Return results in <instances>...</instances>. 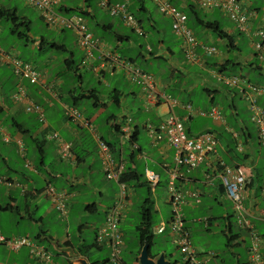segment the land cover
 <instances>
[{"label":"crops","instance_id":"0c3cea01","mask_svg":"<svg viewBox=\"0 0 264 264\" xmlns=\"http://www.w3.org/2000/svg\"><path fill=\"white\" fill-rule=\"evenodd\" d=\"M124 1L126 0H110L111 3ZM171 1L179 3L182 9L183 3L186 2ZM98 2L99 0H61L55 10L67 16L79 14L81 10L89 12L84 19L93 37L102 43L101 50L110 56L117 55L121 60L138 67L134 64V59L121 53L122 43L130 42L131 39H125L126 35L116 32L114 18L101 10ZM128 2L129 11L133 13L134 9L138 13L136 18L143 30V35L138 37L142 40H137L134 44L136 46L130 48L139 50L137 56L141 61L155 66L152 74L156 90L169 95L167 91L172 82H178L176 78L193 77L199 84L192 88L201 84L208 98L207 105L202 101L195 107L191 101L186 103L192 104L194 109L192 108L190 117L185 122V129L192 136L207 131L213 132L218 141L217 154L211 157L208 163L205 162L185 173L184 179L175 182L185 200L182 206L184 227L190 238L193 235L198 237V244L193 245L190 242L196 258L204 264H249L248 247L251 234L245 227L237 224L233 205L213 169L216 162L222 160L228 166H241L245 170V217H251L253 229L260 236V251L264 259V147L259 145L256 129L250 122L249 104L242 97L241 90L221 86L213 77L207 80L202 75L218 68L217 65L212 67V64H223L222 74H226L228 69H245L250 72V76L242 79L264 86V58H260L253 50L252 54L240 57L235 63L229 61V51H238L237 37L244 35H237V29L230 21L232 29H222L228 35L234 36L235 40L234 45L227 48L226 54L219 51V54L212 58H203L198 50V63L189 64L184 57L181 63L175 52L176 43H179L183 56L180 39L174 35L177 42L166 40L163 21L156 19L147 8L146 2L156 11L155 5L150 0ZM241 2L246 9L254 13L248 32L254 35L258 28L264 27V10H256L249 0ZM215 11L226 17L219 9L201 12L208 18ZM164 19H167L171 30V20L167 17ZM1 21L2 19L0 23ZM188 28L193 32L189 25ZM56 31L62 35L63 42L41 38L39 51L47 50L52 54L39 65H32L44 73L41 85L20 81L14 76L9 65L0 62V164L3 165V169L0 168V177L5 180V183L0 184V235L5 238L28 236L34 244L49 252L52 262L56 264H109V249L104 243H97L96 234L104 223L107 210L116 200L118 186L105 178L96 143L90 131L67 119L64 110L66 107L78 109L77 106L81 105L78 110L82 116L92 121L98 136L111 145L115 161L124 165L123 176L130 198L122 211L119 228L125 244V230L133 223V240L138 242L141 208L146 200L150 201L147 208L150 212L153 237L167 231L157 233L155 230L157 224L165 223V211L160 207L162 204L158 200L155 202L152 197L158 198L156 189L162 182L167 186L164 189L167 194L174 151L163 142L153 144L145 130V124L151 122L158 125L167 116L169 107L158 104L146 109L147 103L141 85L130 80L124 69L116 68L111 71L108 65V68L100 69V53L97 50L92 51V57H87L80 49L81 58L77 62L74 53L70 52L66 45L67 38L72 35L77 46L75 34L71 30ZM67 31H70L71 35H68ZM2 32L0 26V33ZM201 33L205 41L212 42L211 44H225V41L218 40L205 29H201ZM107 35L113 36L114 39L107 42L103 38ZM51 44H56L62 49L55 50ZM202 44L210 45L204 42ZM0 49L17 57L14 53L1 47ZM150 50L152 55L148 56L147 52ZM11 51L14 49L11 48ZM55 53H62L61 59L55 56ZM65 53L69 56L64 57ZM107 62L110 63V60ZM76 66L77 70L74 71ZM18 87L23 88L28 100L41 108L45 118L43 123L39 122L37 114L25 111L26 101L13 100ZM185 94L192 96L187 89ZM211 98H214L224 123L200 115V112H207L213 107ZM257 102L264 108V94L258 97ZM186 104L178 102L174 112L177 110L178 114L175 113L180 117L188 116L183 107ZM128 120L131 122L128 123ZM126 125L130 128V139L127 141L121 140L119 133V129ZM232 132L237 134L236 138L232 136ZM62 133L68 138H64ZM50 134H56V139H48ZM4 137H8L9 142H4ZM17 141L22 142L23 152H20ZM238 142L242 144V153L236 150ZM65 144L70 145L69 157L61 158L58 151ZM32 146L36 151L31 149ZM32 151L36 152L38 157L29 159V153ZM145 170L159 176V183L154 190L146 183ZM208 175H211L210 179L207 178ZM109 183H113V187ZM49 186L56 192L66 194L65 215H62L45 196L44 190ZM141 193L145 194L142 199ZM166 194L160 201L169 206ZM134 200H140V205L138 202L135 205ZM154 219H158V223L153 226ZM85 235H91L92 239H87ZM167 236L174 243L169 231ZM103 250L107 251L106 255H103ZM140 252L135 255L136 264H140ZM158 257L153 260L156 261ZM164 260L167 262L165 255ZM0 264L46 263L33 261L27 248L16 252L2 245Z\"/></svg>","mask_w":264,"mask_h":264},{"label":"built area","instance_id":"2783aa9c","mask_svg":"<svg viewBox=\"0 0 264 264\" xmlns=\"http://www.w3.org/2000/svg\"><path fill=\"white\" fill-rule=\"evenodd\" d=\"M61 0H26L28 6L38 12L45 24L54 29L71 30L76 36V43L79 49L85 52L87 57H92V51L97 50L99 68H109L114 71L116 68L124 69L129 79L138 82L144 92L146 109L148 106L154 107L158 104H164L169 107L167 116L161 120L158 125L151 122L145 124V130L153 144L165 143L173 151V167L169 170L168 183V203L171 205V216L168 224L159 223L155 229L157 233L170 232L173 236L174 243L181 254L183 264H204L196 258L190 243V235L184 227V218L182 206L185 204L183 193L176 187L177 180L184 179V174L196 169L201 164L209 162V159L217 154V138L213 132H203L198 135H189L185 129V122L190 117L192 106L184 105L188 116L180 117L174 112L178 102L171 96L159 92L155 88V78L153 75L141 71L138 67L132 66L125 60H121L117 55L110 56L101 50L102 43L95 39L89 31L84 17L80 14L63 15L56 12ZM156 7L157 11L163 17L171 20V30L173 34L181 40V49L184 59L189 64H195L200 61L197 53L199 50L202 56H216L219 50L215 46L200 43L194 33L188 28L187 15L184 11L177 8L171 3V0H150ZM202 10L219 9L225 16L236 26L242 33H248L249 22L254 17V13L246 9L239 0H191ZM128 0L121 3H111L110 0H99V8L114 19H119L126 27L130 28L135 34L143 35L135 16L129 11ZM254 36L258 40L253 43V49L263 58L264 54V28H258ZM110 60V63L107 61ZM0 62L6 63L12 68V73L20 81H27L31 85H41L44 79V73L33 67L31 64L21 61L15 56L0 49ZM108 65V66H107ZM212 77L219 83L228 88H238L241 90L242 97L248 102L250 108V122L257 131L259 144L264 147V109L257 105V97L264 94V88L254 86L245 80L225 76L222 73L211 71ZM15 102L26 101L25 111L38 115L39 122L43 123L45 118L42 110L38 105L27 99L23 88L18 87L13 96ZM67 119L77 122L82 127L87 128L94 137L97 153L100 158L101 168L107 180L113 181L118 186L116 200L105 215V220L96 234L97 243H104L109 249V264H124L122 261L123 234L120 230V218L122 211L126 208L130 195L126 182L123 181L124 165L122 162H116L112 156L109 145L101 139L92 121L82 116L80 111L74 107L65 108ZM202 116H208L215 121L224 123L217 107H212L208 112H200ZM131 120H128V123ZM130 128L126 125L120 129L121 140L130 139ZM234 138L237 137L232 132ZM56 134H50L48 139H56ZM4 142H9L8 137H4ZM20 152H23L22 142L17 141ZM236 150L242 152V145L238 143ZM70 145H62L59 149L61 158L69 157ZM217 177L222 183L227 198L233 205L237 218V224L245 227L251 234V242L248 247L249 264H264V259L260 251L261 239L254 231L251 217H245L246 210L243 206L245 198V170L241 166H228L222 160H218L213 168ZM144 177L149 187L154 190L159 183V176L150 170H145ZM208 179L211 175L207 176ZM5 180L0 177V184ZM264 191V190H263ZM44 194L49 198L55 208L65 215L66 207L64 204L65 193L56 192L52 187H47ZM0 245L6 246L12 251L18 252L27 248L30 258L37 263H51L52 255L44 248L34 244L28 236L16 238H5L0 235Z\"/></svg>","mask_w":264,"mask_h":264},{"label":"rangeland","instance_id":"374dc122","mask_svg":"<svg viewBox=\"0 0 264 264\" xmlns=\"http://www.w3.org/2000/svg\"><path fill=\"white\" fill-rule=\"evenodd\" d=\"M249 2L253 4V8L259 7L261 11L264 10V0H249ZM146 6L152 12V14L156 17L158 21H163L162 25L166 27L165 29L166 40L177 42V39L174 37L172 30H170L167 19H164V17L160 15L157 10L155 11L153 6L149 2H146ZM0 7L14 10L18 17L25 18L29 22V29L26 35L29 42L26 41L25 37H22V38L18 37L20 33L24 34L25 32L24 27L22 26L13 27V25L10 22L5 21V20H2L0 23V26L3 29V32L0 33V47L5 51L7 50L8 52L14 53L21 61L26 62V63L28 62L29 64L35 66V65H39L41 61L46 60V58L48 59L50 54H52L50 51H47V50H45L44 52L39 51V44H40L41 38L47 41H54L57 43L63 42V40L61 39L62 35L57 33L56 29L47 26L45 22L39 17L38 12L27 5L26 0H0ZM132 11L138 17V13L134 9H132ZM208 19L219 21L220 26L223 29H227V28L232 29L230 20L224 17V15H222L218 11H215L213 15H209ZM113 20L116 23L115 24L116 32L119 35H126L131 39L130 42L122 43V52H121L122 55L124 54L126 57H131L132 59H134L133 62L136 66L140 67V69L145 71L146 73L152 74L155 70V66L152 64H146L143 61H141L140 57L137 56V53L139 52V50L138 49L134 50L130 48L131 46L135 47L136 45L134 44L137 43V40H142V38L139 39L138 38L139 35L135 34V32H132L130 28L124 26L117 19H113ZM189 25H190V28H192L193 32L195 33L196 38L199 42L201 43L204 42L206 44L214 45L219 51H223V53L225 54L227 53L226 52L227 48L225 47V44H221V42H216L214 44H211L212 42L205 41L206 39L203 37L200 27L197 26L195 22H192V19H190ZM89 26L92 28L91 25ZM11 29H14L13 32H11ZM91 30L93 31V28ZM10 32L13 35H11ZM66 33L68 35H71L70 31H67ZM99 35L102 36L101 34ZM103 38L107 42L114 39L113 36H108V35L104 36ZM257 40H258V37L256 36L254 37L253 34L250 35L249 33H244V35L237 37L238 51L237 52L229 51V54H228L229 61H233V63H235L236 60L239 59L240 57H245L247 55L252 54L254 49L251 45H253V42H256ZM178 44L179 43H176L175 52L178 54V59L182 63L183 56H181ZM66 45L68 49L70 50V52L74 53L75 60L79 62L82 52L78 46H75V40L72 39V35L67 38ZM11 48L14 49L13 52L11 51ZM54 55L59 57L60 59L62 57V53H55ZM63 56L67 57L69 55L65 53L63 54ZM186 66H190V65H186ZM214 71H217V70H214ZM225 73L226 74H223V75L225 76L232 75L233 77H237L240 79H242L243 77H246L247 75L250 76V72H246L245 69L244 71H240L238 68L233 69V70L228 69L226 70ZM202 75H204V77L207 80L212 79V74L210 72L202 73ZM176 81L178 82L176 83L172 82L171 87L167 91L168 94L172 96L173 99H175L181 104L182 103L186 104V103H189V101H191L194 107L199 105L201 101L204 103V105L205 104L207 105L208 98L206 97L205 93L202 90V85L200 84L198 87L192 88V86L199 84L198 80H194L193 77L189 79L182 77L180 79L176 78ZM216 82L219 85L225 87V85L219 83L218 81ZM182 85H186V87L184 88ZM186 89L192 96H187L185 94ZM77 107L78 109H81V105H78ZM175 112L178 114L177 110ZM29 116L30 118L32 117V115H29ZM192 132L195 133L194 130ZM62 136L64 138H68V136L65 133H62ZM31 149L33 151H36L33 146L31 147ZM33 151L32 153H29V159H31L32 157H38L37 153L35 152L36 153L35 154ZM0 168L3 169V165L0 164ZM38 168H39V165H38ZM112 184L113 183H109V185L113 187ZM165 187H167L166 184L162 182L161 185L156 189L157 190L156 196H158V198H155V197H152V198L155 202L158 200V202L162 204V206L160 207L162 208V210L164 209L163 211H165L164 219H165V224L167 225L169 222L170 216H171V205L170 204L169 206L164 205V203L160 201V199L163 198L164 194H166L164 192ZM143 191L145 192L146 190H143ZM166 192H167L166 195L168 198V191ZM142 194L143 193H141V199L145 195L143 194L142 196ZM134 201H135V205H136V202H138V204L140 205L139 203L140 200H134ZM138 204L137 206H139ZM157 223H158V219H154L153 226ZM134 225L135 224L133 223L131 227L129 226L126 229L127 231L125 230V239H124L125 244L123 243V249H122L123 254H121V257L123 258L122 261L124 260L123 261L124 264H136V261L134 259H135L136 253L139 250V245L137 241L133 240V237H134L133 235L135 233ZM158 225L159 224H157L156 227ZM167 234H168V231H166L162 235H159V234L154 235L153 244L150 247L151 255L158 254V256L160 257L162 254H164L166 256L168 264H183L181 261V254L179 250L177 249V246H175V244L169 240ZM85 237L90 240L92 239L91 235L89 236L85 235ZM197 240H198V237L196 235H193L190 238V242H192L193 245L198 244ZM102 252H103V255L107 254L106 250H103Z\"/></svg>","mask_w":264,"mask_h":264},{"label":"trees","instance_id":"16d2710c","mask_svg":"<svg viewBox=\"0 0 264 264\" xmlns=\"http://www.w3.org/2000/svg\"><path fill=\"white\" fill-rule=\"evenodd\" d=\"M239 1H241V0H239ZM140 2H142V0H140ZM171 3L174 6H176L177 8L181 9L182 11H184L186 13L187 18H188V21H187L188 25L190 24V19H192V22H195V24L197 26H199L200 29H205L206 31H208L210 34H212L218 40L225 41V47L226 48H228L230 46L232 47L234 45V40H235L234 36H232V35L230 36L226 32H224V30L220 26V22L219 21H217V20H210L207 17H205L203 15V13L201 12L202 9H200L194 2H192L191 0H186V2L183 3L184 4L183 9H182V7H179L180 6L179 3H173L172 1H171ZM180 4L182 5V2ZM98 6H99V2H98ZM254 8L256 10H260L259 7H254ZM250 12H252V11H250ZM79 14L84 17V16H88L89 15V12L82 11L81 10V11H79ZM133 15L135 16V18L137 17L135 14H133ZM0 19L10 22L13 25V27H16V26H22V27H24L25 28L24 34L23 33H20L18 37H21V38L22 37H25L26 41L29 42L28 39H27V36H26L27 35V32H28V29H29V22H28V20H26L25 18L18 17L17 14H16V12L14 10H12V9H6L4 7H0ZM137 21L141 25V23H140V21L138 19H137ZM12 30H14V29H12ZM241 34H243V33L240 32L237 29V35H241ZM124 38L125 39H128V36L127 37L125 36ZM50 46L52 48H54L55 50H61L62 49L61 47H59L56 44H51ZM182 53H183V51H182ZM147 55L148 56H151L152 55V51L151 50L148 51L147 52ZM183 57H184V55H183ZM203 58H212V57L203 56ZM263 58H264V56H263ZM206 65H207V63H206ZM216 65L219 68L218 69L216 67L217 68V69H215V70H217L216 72L222 73V71L224 69L223 64H217V63H215V64H212V67H215ZM76 68H77V66L74 68V71H75ZM138 68L140 69V67H138ZM141 71H143V70H141ZM143 72H145V71H143ZM151 75H153V74H151ZM246 82L247 83H250V84H252L254 86H258V87H263L264 88V86H261V85H258V84H254V83H251V82H248V81H246ZM257 99H258V97H257ZM210 101H211L213 107H217L214 98H211ZM256 103H257L258 106H260L258 104L257 100H256ZM219 113H220V111H219ZM250 115H251V112H250ZM207 132H211V131H207ZM119 133H120V129H119ZM108 145H109V147L111 149V145L110 144H108ZM123 181L126 182L124 176H123ZM149 203H150V201L149 200H146L144 202V204H143V207L141 208L142 209V211H141V223L138 226V244H139V250H138L137 253H139L141 251L142 247L145 244H148L149 245V256H150V259H155L158 256V254L151 255V253H150V247L153 244V238L154 237H153V233L151 231L152 222H151L150 212H149V209L147 208V206L149 205Z\"/></svg>","mask_w":264,"mask_h":264},{"label":"water","instance_id":"95a60500","mask_svg":"<svg viewBox=\"0 0 264 264\" xmlns=\"http://www.w3.org/2000/svg\"><path fill=\"white\" fill-rule=\"evenodd\" d=\"M139 263L140 264H168L164 260V255H161L156 261L153 259H150L148 244H145L141 249V252L139 255Z\"/></svg>","mask_w":264,"mask_h":264},{"label":"clouds","instance_id":"9594fccd","mask_svg":"<svg viewBox=\"0 0 264 264\" xmlns=\"http://www.w3.org/2000/svg\"><path fill=\"white\" fill-rule=\"evenodd\" d=\"M235 27H236V26H235ZM260 28H261V27H260ZM180 41H181V40H180ZM211 46H214V45H211ZM211 57H213V56H211ZM243 80H244V79H243ZM256 132H257V131H256ZM257 138H258V137H257ZM238 143H239V142H238ZM238 143H237V144H238ZM237 144H236V145H237ZM240 144H241V143H240ZM241 145H242V144H241ZM259 145H260V144H259ZM260 146H261V145H260ZM261 147H262V146H261ZM240 153H242V152H240ZM108 263H109V262H108Z\"/></svg>","mask_w":264,"mask_h":264}]
</instances>
